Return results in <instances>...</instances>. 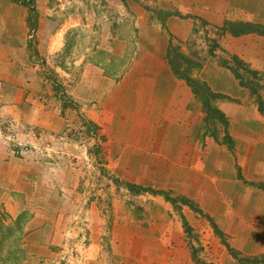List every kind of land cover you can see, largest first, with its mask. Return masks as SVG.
Wrapping results in <instances>:
<instances>
[{
    "label": "crops",
    "instance_id": "crops-1",
    "mask_svg": "<svg viewBox=\"0 0 264 264\" xmlns=\"http://www.w3.org/2000/svg\"><path fill=\"white\" fill-rule=\"evenodd\" d=\"M18 1L21 0H0V84L2 88L14 91L6 96L0 90L1 101L6 98L4 103H1V112L10 114L16 123L24 121L28 124L26 126L37 128L43 134L45 129H48L46 133L56 138L64 132L65 124L76 123L75 116L69 110L64 111V115L57 113L56 109L55 114L40 112L35 102L27 99V87L31 86L33 90L34 84L25 81L24 85L21 80L23 73L16 71L15 67L26 65L27 71L33 73L29 70V65H34L27 64V46L30 39L29 10ZM22 1L31 2L39 16L36 31L39 43L41 30L43 34L46 28L49 31L58 25V29L48 41V50L42 55L44 58L60 51L70 38L75 39L74 35L79 29L89 26L81 18H66L64 21L49 18L52 11H67L64 10L65 5L69 1L73 4L74 0ZM178 1L183 3L178 4L175 10L165 7L164 9H171L180 16L186 15L188 20H178L174 17L176 15H172L166 19L164 26L161 23L156 24V20H142L138 23L141 34L133 45L129 39L114 37V31L102 22V28L96 29V36L90 42L91 49L84 52L76 50L73 55L78 61H74L71 68H57L56 73L59 78H74V81L67 80L62 82V85L68 97L78 104L81 113H85L87 119L96 125L98 136L104 142V156L109 162L105 167L113 172L110 175L125 181L122 183L144 187L155 176L152 173L155 170V156L176 154L173 162L177 165L175 170L186 172L184 180L171 185L169 189L178 196L194 201L213 219L232 249L247 257L264 256V193L240 184L234 173L236 163L233 155L236 149L238 153H242L245 146L249 163L246 162L243 166L238 162L237 165L250 174L248 182L264 184V118L258 113L252 100L249 99L247 103V90L239 86L232 73L213 69L205 76L208 66L211 65L205 66L203 78H206V83L212 91L238 103L222 104L230 123V136L235 144L234 153H226L223 148L216 150L218 148L214 147L213 139L203 137L201 105L187 85L178 80L168 66L166 52L169 44L160 33L161 27H165L176 39L186 40L191 36L196 20L218 29L223 27L225 22L246 21L252 14V3L258 0H247L244 10L238 7L234 11L226 5L230 9L228 12L231 18L225 15L224 5L215 7L210 5L209 0ZM67 15L68 13L64 14ZM254 18L259 19L257 14ZM99 29L107 33L100 35ZM240 39L243 44L232 50L233 55L262 75L264 85V39L253 35H244ZM75 43L77 40H74ZM134 46L137 49L133 53L134 57H131L128 54ZM39 52L41 54L40 50ZM127 58H130L127 64L115 71L110 69L116 62H125ZM7 67L10 73L16 72L20 75L16 77L15 82L9 83L3 79ZM70 70L76 75L66 73ZM112 74L114 75L111 76ZM262 98L264 100V92ZM39 112L43 116L42 120L39 118ZM38 130L35 132L22 126L20 130L13 132V135L0 130V212H3L5 207L6 212L13 211L9 212L12 216L20 205L36 204L37 209L32 210L34 219L29 235H34V242L30 246L35 248L40 242L48 240L47 231L53 222L46 224V220L53 221L56 214L65 218L72 213L74 205L83 202L87 209L93 208L97 202L94 197L98 195L97 192L91 194L84 191L87 181L80 174V169H77L78 165L71 164L65 158V151L54 150L58 154L62 153L57 156L58 161L48 160L45 155L41 157L39 154H44L41 149V152L37 153L23 152L17 144L40 147L41 141L46 137L38 134ZM10 140L12 142H9ZM51 152L53 151L48 152V156ZM218 153V170L212 175L211 159H215ZM207 165L209 170L206 172ZM224 173L229 176V181ZM216 174L218 179L215 178ZM175 176L176 174L174 179ZM164 187L168 186H160L159 190L164 191ZM4 189L8 194L3 192ZM111 189L113 190L112 186L109 187V190ZM3 195H11L12 198L6 199ZM141 196L143 195L134 197ZM150 196L158 198L155 200V214L161 222L165 221L168 225L165 226L166 231L165 228L161 231L160 238H151L149 241L144 238L140 242L139 264H196L185 238L181 215L175 213L159 196ZM102 198L104 199V196ZM52 203H56L58 207ZM162 209H165L166 215H171V221L159 214ZM181 214L191 228H195L196 220L191 210L183 207ZM93 218L97 221L94 222V242L89 249L94 248L95 261L103 249L101 237L105 235L106 229L101 233V221L103 224L104 216L99 210L94 212ZM36 227L40 229L36 231ZM139 233L149 237L152 234L151 231L149 233L141 229ZM37 235L46 237L37 244ZM163 235L171 237L165 240L162 239ZM217 244L220 247L217 248L218 253L211 254L213 260L205 259L207 263L236 264L226 248L220 242Z\"/></svg>",
    "mask_w": 264,
    "mask_h": 264
},
{
    "label": "rangeland",
    "instance_id": "rangeland-1",
    "mask_svg": "<svg viewBox=\"0 0 264 264\" xmlns=\"http://www.w3.org/2000/svg\"><path fill=\"white\" fill-rule=\"evenodd\" d=\"M209 1L210 5H214L215 7L224 5L226 9L225 15L230 18L231 15L228 12L230 9L236 11V8L240 7L242 10H244L247 6V3H245L247 0H218V2L214 0ZM181 3L183 2L178 0H74V3L72 4V1H69V3L65 5L66 7L64 9L67 11H52L49 13L50 17H48L59 21H64L66 18H81L84 20V23L88 24L89 26H84L82 29H79L80 31L74 35L75 39L70 38L68 43H66V45L60 49V51L52 53L50 57L46 58H44L42 55L48 50V41L58 29V25L49 31L48 28H46L43 34L41 33V30L39 33L41 37V43H39L40 41L36 35V31L38 29L37 21L39 18L37 13V18L34 21L35 27H31L28 24L30 39L27 46V64L29 63L34 65H29V70H31L33 73L27 71L26 65L20 64V68L15 67L16 71L23 73L21 80L24 81V85H26L25 81L29 82V84L31 82L34 84L33 90H31V86L27 87L29 88V95L27 99L29 101H34L37 110L39 109L40 112H53V114L59 112V114L64 115V111L69 110L75 116L76 123H64V132H62L61 135L59 134L58 137L52 138L48 133H46L48 129H45L46 131L43 134V132L37 128L33 129L32 127L26 126L28 125L26 122L20 121L18 124L16 121H14V118L11 117L10 114H3L1 112V103H4L3 101L6 99L4 98L2 101L0 99V130L3 131V133H11L10 135H13L12 133L16 132L18 129L20 130L22 126H25V128H31V130L35 132L38 130V134L41 136L44 135L46 137L43 139V141H41L40 147L17 144L21 149H23V152L37 153L41 152V149L43 151L41 153H44L42 155L39 154L41 157H44L45 155L48 160L55 159L58 161L59 157L57 156L61 155L62 153L58 154L56 153L57 151L54 152V150H62L63 152L65 151V158L68 159L71 164L78 165L77 169H80V174L87 181V185L84 186V191L91 194L97 192L98 195L94 197V199H97V202L93 205V208L87 209L85 202H83L81 204L74 205V208L71 210L72 213L65 218L59 217L60 215L56 214L53 221L46 220V224H51L50 221L53 222V225L51 227L49 225V229L47 231L48 240L40 242L46 236L37 235L35 241H37V244L40 242V244L36 248L30 246V244L34 242V239H32L34 235L29 236L32 232L30 227H32V220L34 219V213L32 210L37 209L35 207L36 204L31 203L29 204L30 206H25V204L24 206L20 205L12 216H10L9 212L13 211L9 210L6 212L4 207L3 212H0V220H2L6 226L14 227V224L18 221L19 217L23 218V220L21 223L22 230L20 234L15 235L11 239L6 238L3 245L0 246V264H139L141 261L140 242H142L144 238H147V241L155 237L160 238L162 235L161 231L168 224L164 223L165 221L161 222V220L155 214V200L158 198L150 196L149 193L142 194L143 196L138 198L134 197V195L125 190V183H122L125 181L120 180V178H116L114 175H110L113 172L108 171L109 169L105 167L108 166L109 162L104 156V142L102 138L98 136V129L96 125L87 119L85 113H81L78 104L68 97L62 85V82L67 80L74 81V78L71 76H68L67 78L63 76L59 78L58 73H56V69L71 68L72 63L74 61H78L73 55L76 53V50H81L84 52L85 50L91 49L92 44L90 42L92 41V38L96 36L94 34L97 31L96 29L102 28L100 23L105 22L107 25H109V27H107L114 31V37L129 39L132 43L131 45H133V42L137 41L136 39L138 38V35L141 34L139 32L138 25L140 21L150 20V22H153V20H156V24L160 25V22L154 18L155 16L158 17L155 12H174V14H177L172 10H175V7H178V4L181 5ZM226 5L230 9H228ZM252 5L254 6L252 7V14L250 16L251 19L247 17L246 21H240V23L242 22L252 25L264 26V0H258L252 3ZM164 7L171 8L172 10L164 9ZM65 13H68V15L64 16ZM256 14L259 19L254 18ZM174 17H176L178 20H188L186 15ZM194 25L195 27L192 29L191 36L186 40L176 39L165 27H161L160 33L166 38L168 44L171 43L174 46H179L181 52L184 53L189 59L195 60L202 64L199 72H193V74L202 81L206 82V78L203 77L205 70L204 68L207 65L211 66H208L205 76L209 75L213 69H221L230 72V70L220 67V64L222 61H225L229 65L233 66L232 57L235 55H233L234 53L232 50L235 49V47H240L241 44H243L241 42L242 38L240 39L242 36L237 38L230 35L225 36V34L222 32V27L219 29L214 28L212 26H208V24L201 22L200 20H196ZM185 28L186 25L184 26V29ZM98 32L100 35L107 33L106 31H101V29H99ZM249 35L264 39L263 37L254 34ZM74 40H77V43L74 44ZM211 47L215 48L213 49L214 57L210 56ZM136 49V46L131 48L130 54L128 55L134 57L133 53L136 52ZM39 50L41 51V54ZM128 60H130V58L125 59V62L123 63L127 64ZM116 64L119 63L116 62ZM7 70L5 71L6 75L3 77V79L9 83L15 82L16 77H18L19 74L16 72L10 73L8 67ZM66 73H72L76 75L73 70L67 71ZM260 76L262 79V75ZM0 83H2L1 79ZM58 86L62 88V96L56 94V88H58ZM0 90H2V93H4L6 96L8 94L11 95L14 93V91L11 89H6L5 87L2 88L1 84ZM247 95V103L250 99L253 101L252 104L254 105L256 98L252 97L249 91H247ZM63 99L68 104L66 109L62 108ZM223 102L238 104L233 100L218 101L216 106L222 112H224V108L222 107ZM40 112L39 118L42 120L43 116L42 114L40 115ZM88 126L90 128V133H88ZM217 129L219 142H221L223 138L222 126L217 125ZM25 131L26 129H24V132ZM9 142H12V140ZM215 144L214 147L218 148L216 150L223 148L225 149L226 153L229 152L226 146L222 145L221 143L215 142ZM239 150L241 152L242 148ZM50 151L53 152H51V155L48 156V152ZM75 153H77V155H74ZM233 155L235 156L236 163L234 167L236 178L238 181H240V184H242L243 187H251L249 186L250 182H248L250 180V174H248L247 170L243 171L241 167L237 165L239 162L244 166V164L248 162L249 155L246 153V147L244 146L242 153H238V150L236 149L235 154ZM158 156H155V170L152 171L155 176L152 177V180L148 184L146 183L144 188L159 190L160 186H168L163 188L164 191L168 192L170 197H178L176 192L169 189V187L173 184L183 181L186 171L175 170L177 165L173 164V162L177 156L176 154L165 153ZM218 160L219 153L215 155V159H211L210 167L212 169V175L217 169L216 162ZM237 167L240 168L239 172L243 178L242 180H240L237 176ZM205 168V171L207 172V170H209L208 165ZM175 174L176 176L178 175V180H176V176L174 179ZM217 175L218 174L215 176L216 179H218ZM225 176L229 181V176L226 174ZM244 179H246V181ZM211 181L213 180L211 179ZM110 186L113 187V190H109ZM3 192L8 194L7 190L5 189ZM102 196H104V199ZM3 197L6 199L12 198L11 195H3ZM160 198L164 201L162 197ZM167 204L173 210V207L169 203ZM52 205L58 207L56 203H52ZM96 210H99V212H101V214L104 216L103 224L101 221V225L103 227L101 233L105 232V229L106 232L105 235L101 237L103 239L101 243V246L103 247L101 254L98 259L94 261V248L89 249V246L94 242V222L97 220L94 219L93 216ZM173 211L178 213L175 210ZM160 213L163 214L165 218H167V221H171V215H166L165 209H162L159 214ZM192 214L195 216L196 224L195 228L192 227L193 232L191 237L185 235L186 241L190 246V249L191 247H194L197 258L200 261L209 264L205 259L208 261L213 260L211 254H213V252L216 254L218 253V249H220V247L218 246L217 242L220 241L214 235L213 230L210 228L209 223L205 219L199 217L194 212H192ZM41 221L44 222L45 220ZM39 229V227L35 228L36 231ZM140 229L141 231L145 230L149 233L151 231L152 234L150 237L149 235H141L139 233ZM166 230L167 229L165 228L164 231ZM16 237H19V241L15 245L12 240H14ZM162 237V239L166 240L171 236L163 235ZM214 237H216V239ZM205 246H207L209 249ZM17 247L23 251L21 253H9L10 251H15Z\"/></svg>",
    "mask_w": 264,
    "mask_h": 264
},
{
    "label": "trees",
    "instance_id": "trees-1",
    "mask_svg": "<svg viewBox=\"0 0 264 264\" xmlns=\"http://www.w3.org/2000/svg\"><path fill=\"white\" fill-rule=\"evenodd\" d=\"M18 2H20V5L28 8L29 25L31 27H35L34 21L36 20L37 15L35 10L31 6V2H26L22 0ZM155 13L156 15H158V17L155 16L154 18L157 19L163 26L168 17H171L172 15H176L179 17V14H172L168 12L156 11ZM222 32L224 34L230 35L235 38L249 34H254L264 38V26L252 25L242 22L241 23L225 22L224 26L222 27ZM213 49L215 48L211 47L210 49L211 57H214ZM166 59L172 74L178 80L183 81L187 85V87L190 89L195 99L202 105V111L204 114V120L202 126L203 137H210L215 142L221 143L222 145L226 146L227 150L231 154H233L235 144L233 138L230 136L228 118L225 115V113L222 112L220 109H218L216 106V103L218 101H224V100L232 101V100L226 96L213 92L206 82L202 81L193 74V72H199V70L202 67V64L195 60L189 59L184 53L181 52L179 46H174L173 44L170 43L167 48ZM232 63L233 66L229 65L225 61L224 62L222 61L220 67L230 70L235 80L238 82L239 86L249 91L250 95L256 98L255 104L258 113L264 118V100L262 98V92H264V85L262 84V79L260 74L257 71L251 69L249 65L241 61L238 57L233 56ZM123 65L124 63L120 62L119 64H115L111 66L110 69L112 71H115L118 67L120 68V66ZM106 75L109 74L106 73ZM113 75L114 74H112L111 76ZM56 94H59L60 96L63 95L62 88H60L59 86L58 88H56ZM64 99L62 100V108L66 109L68 107L67 106L68 104L65 102ZM217 125L222 126V130H223V138L221 142H219ZM88 133H90V128L88 129ZM237 170H238L237 176L240 180H242L243 178L239 172L240 168L237 167ZM124 186H125V190L134 196L149 193L153 196L162 197L166 203H169L173 207V210H175L181 215L180 217L182 221V227L184 229L185 234L189 237H191L193 230L189 225V223L187 222V220L185 219V217L181 214L182 208L187 207L192 212L197 214L199 217L205 219L209 223L210 228L213 230L214 235L219 239L220 243L226 248L228 254L236 261V264H264V256L247 257V256H243L239 252L232 249L226 243L224 235L222 234V232H220L214 220L211 219L208 215H206V213H204L194 201L184 196H178L173 198L170 197L169 193L166 191L147 189L142 186H138L134 184L125 183ZM249 186L258 189L264 193V184L262 183L261 184L250 183ZM19 218L18 221L14 224V227L6 226L5 223L2 220H0V246L3 245L4 240H6V238L11 239L15 235L20 234L22 230L21 223L23 218L20 219ZM18 241H19V237H16L14 240H12V242L15 245L17 244ZM191 249H192L193 261L196 264H206L197 258L194 247H191ZM22 251H23L22 249L17 247L15 251L13 252L10 251L9 253L10 254L16 252L21 253Z\"/></svg>",
    "mask_w": 264,
    "mask_h": 264
}]
</instances>
